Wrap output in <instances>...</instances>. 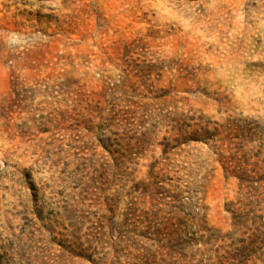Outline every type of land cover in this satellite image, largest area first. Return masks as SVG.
<instances>
[{"label":"rangeland","instance_id":"374dc122","mask_svg":"<svg viewBox=\"0 0 264 264\" xmlns=\"http://www.w3.org/2000/svg\"><path fill=\"white\" fill-rule=\"evenodd\" d=\"M0 264H264V0H0Z\"/></svg>","mask_w":264,"mask_h":264}]
</instances>
